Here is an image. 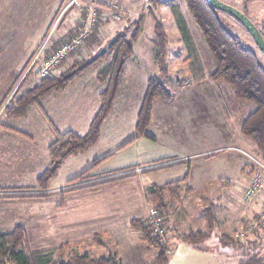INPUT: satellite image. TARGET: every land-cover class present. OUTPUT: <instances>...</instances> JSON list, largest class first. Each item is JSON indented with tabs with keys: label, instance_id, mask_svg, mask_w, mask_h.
<instances>
[{
	"label": "rangeland",
	"instance_id": "374dc122",
	"mask_svg": "<svg viewBox=\"0 0 264 264\" xmlns=\"http://www.w3.org/2000/svg\"><path fill=\"white\" fill-rule=\"evenodd\" d=\"M136 1L128 0V3ZM141 1L150 3V8L141 6L138 11L128 10L122 14L120 1L116 0H0V122H11L13 127L27 131L40 142L49 137L54 140L69 128L77 134L85 132L98 93L94 89L98 83L92 75L94 71H101L108 60L104 59L94 64L91 70L77 75L64 93L56 95L57 100L43 101L50 119L45 116V121L41 122L40 119L16 117L7 121L11 118L4 116L5 106L35 81L29 74L22 78L33 56L39 54V58H45L57 46L77 36L82 31L88 9L93 8L97 16L93 30H96V41H86L93 34L91 32L64 57L56 74L64 73L87 62L128 25L129 20L141 12L144 14L141 33L125 62L121 91L126 98L113 101L97 141L90 148L66 158L47 188L36 186L32 176L26 179V184L0 187V234L22 227L23 246L30 251L49 253L52 258L57 256L56 249L60 244L81 241L91 256L114 253L121 264H147L157 250L140 242L137 232L128 224L131 218L144 216L154 230L159 232L161 229L159 234L163 244L167 248L171 245L167 264H246L256 255L264 259V229L258 231V237L262 235V238L253 236L252 230L256 226L240 235L243 224H238V218L245 202L241 193L234 189L240 179L239 166L249 162L246 155L235 149L264 158L255 147L250 149L254 146L252 139L239 131L241 121L255 106L236 99L230 86L223 81L208 79V73L215 68L214 61L184 0L168 1L162 7L155 5L157 0ZM220 1L242 11L264 31V0ZM98 3L102 4L98 6ZM111 4L119 6L117 13L114 12L119 15L117 19L112 17ZM178 14L189 28L194 53L178 26ZM151 15L161 20L167 35L168 76L164 85L173 97L154 101L145 132L138 136L135 123L145 82L149 76L157 75L154 48L150 42L153 36ZM221 16L227 29L254 50L264 66L263 56L243 26L233 17ZM54 128L63 132H57L55 136L54 132L48 133ZM136 136L137 139L126 144ZM191 136L196 140H191ZM186 146L188 149H184ZM190 146L197 147L189 149ZM174 150L180 151L178 155L183 159L177 165L163 167L177 162L165 156ZM94 160H97L95 165ZM84 170L87 171L83 179L72 180ZM185 176L186 185L192 191L180 194L181 204L169 208L165 220L156 212L160 226L155 229L149 187L153 183L162 185ZM246 176L250 179L251 174ZM249 179L243 182L248 183ZM104 181L106 183H102ZM225 195L233 202L232 210L227 213ZM258 202L264 207L262 199ZM211 204L217 206L215 233L230 235L236 231L238 242L227 245V248L213 238L211 242L208 239L192 246L176 236L172 222L174 212V216L183 221L179 230L186 231L189 227L204 229L199 209ZM95 232L104 233L102 246L92 243ZM205 244L214 254L203 249Z\"/></svg>",
	"mask_w": 264,
	"mask_h": 264
},
{
	"label": "trees",
	"instance_id": "16d2710c",
	"mask_svg": "<svg viewBox=\"0 0 264 264\" xmlns=\"http://www.w3.org/2000/svg\"><path fill=\"white\" fill-rule=\"evenodd\" d=\"M184 2L191 19L203 38L206 49L214 61L215 68L208 73V79L223 81L230 86L236 99L254 104V109L241 121L239 131L241 134L250 137L256 148V152L264 156L263 64L259 61L256 52L244 45L240 38L230 32L224 25L221 15L225 14L230 16L229 14L211 7L205 0H184ZM99 5L101 4H98V6ZM118 9L119 6L115 11L113 10V12L117 13ZM151 17L153 21V36L151 41L154 46V61L157 75L153 74L149 76L145 82V89L135 123V130L138 136H142L145 132V128L150 120L154 101L159 98L170 100L173 97L164 85V81L168 76V68L166 65L168 50L167 35L161 20L154 15H151ZM143 19L144 14L141 12L135 19L129 20L128 25L123 27L113 39L111 38V40H108L107 44L103 46V52L99 50L91 59L80 64L77 68H72L73 70L70 69L64 73L60 72L59 74L30 82L28 88L20 92L9 106H5L4 116L6 118L22 117L28 106L32 103L39 102L51 92L65 91L70 82L82 71L104 59L108 60L107 64L97 74V79L102 85V89L98 95L99 105L86 131L83 134L65 131L49 143L47 146L48 164L36 177V186L43 189L47 188L66 158L90 148L99 138L100 130L108 118L113 101L119 92L124 64L127 58L132 54L133 43L141 33ZM176 19L183 37L189 41V49L194 50L190 45V33L185 19L181 14H178ZM95 31L90 37L86 38L87 42L96 41ZM260 32L264 38V31L260 30ZM194 51H192V53H194ZM199 66L201 67V63ZM0 127L26 135L24 132L16 130L1 122ZM138 136L131 138L126 144L131 143L137 139ZM235 151L244 154L240 148ZM96 162L97 160H94L93 165H95ZM179 163L180 162H176L163 167H170ZM246 167H248L247 173L251 174L253 170L249 162L246 164ZM87 170H84L80 175L72 178V180L83 179ZM186 178L185 176L162 185L153 183L149 187V201L151 203L153 202L154 210L158 212L164 220L166 219L169 208H175L181 204L182 200L180 194L182 192L188 194L192 191V188L186 185ZM102 183H106V181ZM216 210L217 206L213 204L204 207L202 215L206 221V228L190 229L187 232L179 234V237L193 246H198L202 242L208 240L215 233ZM256 216L257 213L253 217ZM246 222L247 219H244L242 222L243 226L246 225ZM128 224L130 229L137 232L140 242L157 250L156 255L151 261L147 262V264H167L169 261L168 255L171 253V245L167 248V246L163 244L162 235L159 234L160 231L154 230L153 226L144 216L133 217L128 221ZM263 229L264 220L260 221L256 228L252 230L253 233H251L258 239L260 238L258 237V231H262ZM215 235H217V233H215ZM235 235L236 231H233L230 235L220 234L215 238L227 247V245L239 241V239L235 238ZM104 238V233L95 232L92 235L91 241L96 246H102ZM24 242L25 237L22 227L18 226L11 232L1 233L0 264H121V261L114 253H108L97 257L89 255L86 252L85 244L81 241L64 242L60 244L56 249L57 256L55 258H52V255L49 253L27 250L23 246ZM249 259L251 260H247L246 264H264L263 256L256 255Z\"/></svg>",
	"mask_w": 264,
	"mask_h": 264
},
{
	"label": "crops",
	"instance_id": "0c3cea01",
	"mask_svg": "<svg viewBox=\"0 0 264 264\" xmlns=\"http://www.w3.org/2000/svg\"><path fill=\"white\" fill-rule=\"evenodd\" d=\"M116 1H120L119 4H120L121 10L123 12L122 14H124V12L127 13L128 10L134 12L137 9V11H138V9H140L141 6L144 8H150V3H146V2L142 3L141 0H137L136 2H131L130 4L128 3V0H116ZM157 1H158V4H155V5L161 6V7L164 6L165 4H167L168 1L172 2V0H166L165 2H163L164 0H157ZM92 2H94V1H92ZM94 3H97V2H94ZM102 3H105V2H102ZM102 3H98V4H102ZM151 39H152V37L150 38V42H151V45L153 46ZM153 48H154V46H153ZM194 50H191V51H194ZM132 52H133V50H132ZM153 55H154V50H153ZM200 63L198 62V66ZM124 67H125V64H124ZM88 69L91 70L92 66L87 68L86 70H88ZM99 71H94V74L92 75L93 79H95L98 83V84H96V87H94L95 90H98L97 91L98 93H96L97 95L95 96V98L93 100L94 104H95L93 114L95 113L96 109L98 108V105H99L98 94L102 89V85L99 82V80L97 79V73ZM123 74H124V70H123ZM122 86H123V77H122L121 86H120L118 95H116V97H115L116 101L118 100L119 97L126 98V95L122 94V91H121ZM99 87H100V89H99ZM64 92L65 91L55 92V93L51 92L48 95H46L45 97H43L39 102L32 103L31 105L28 106L24 116H22V117L25 119L29 118L33 121H37L39 119L41 122L45 121L43 119V117L46 116L48 118V116H47L48 113H47L46 108L44 107L43 101L45 99L51 100V101L57 100L58 98H56V95H60ZM5 97L6 96H3V99ZM124 98H123V100H124ZM115 99H114V101H115ZM13 119L14 118H11V119H8L7 121H13ZM48 119H50V118H48ZM10 123H6V125L14 128L16 130L22 131L26 135H23V134H20V133H17V132L11 131V130H7V129L0 127V187L1 188L4 187L5 185H9V184L18 185V186H20L22 184H26L25 183V182H27L26 179L31 178V176H32V178L36 179V177L46 168V166L48 164L47 146L53 140V139H50V137H49V139H46L45 141H41V142H40V140H34L33 136L28 134L27 131L13 127ZM89 123H90V121L88 122V125H89ZM88 125L86 126V124H85V126H86L85 131H86ZM64 128H69V127H64ZM66 131L75 132L71 128L67 129ZM51 132H54V136H55V134H57V132L62 133L63 131H61L60 128H54L53 131H51V130L48 131V133H51ZM218 133H216V134H218ZM219 137L221 139V137H222L221 133L219 134ZM191 140L195 141L196 139H195V137L191 136ZM220 142H223V140H221ZM194 143L196 144L197 141ZM240 143L246 144L245 142H240ZM234 145L244 147V145H239V144H234ZM196 147L197 146H190L189 149L196 148ZM254 147L255 146H251L250 149H254ZM184 149H188V147L186 146ZM178 153H180V151H178V150L169 151L168 154L165 156L170 158V160H176L177 162H180L183 158L179 157ZM34 168H36V170L38 168V171L34 172L33 171ZM247 171H248V167H246V165L239 166L240 179L234 185V189L236 191H238L239 193H241V197H242L243 186L247 184V183H244L243 181L249 179V177L246 176L248 174ZM258 197H260V199H261V194ZM260 199L259 200L255 199L256 201H252L249 204L245 202V205L241 208V211L239 213L240 217L238 218V224H241L244 221V219L251 218L252 216H254L257 213L260 206H259V202L258 203H256V202L260 201ZM232 203L233 202H231V200L228 198V196L225 195V212L226 213L228 211L232 210ZM203 208L204 207L200 208L199 212H200V216H202V221H204V226L206 228V221L202 215ZM174 213L172 214V222H173V225L175 226V233H176V236H178V238H180L179 234L187 232L190 229H195V228L189 227V229H187L186 231L185 230H179V224H181L183 221H182V219L179 218V216L175 217ZM191 224L193 225L194 223H191ZM197 226H199V225H197ZM198 229H200V228H198ZM259 237L262 238V235H259ZM213 238L215 239V233L213 236H211L209 238L210 239L209 242H211V240ZM215 244H217V243L214 242V245ZM206 246L207 245L205 244L203 246V249L213 253L212 251H210V249H207ZM173 254H175V253H172V255Z\"/></svg>",
	"mask_w": 264,
	"mask_h": 264
},
{
	"label": "built area",
	"instance_id": "2783aa9c",
	"mask_svg": "<svg viewBox=\"0 0 264 264\" xmlns=\"http://www.w3.org/2000/svg\"><path fill=\"white\" fill-rule=\"evenodd\" d=\"M111 8L115 11L118 6L116 4H112ZM112 17L117 19L119 18V15L114 13L112 14ZM85 19L86 20L83 22L82 31L78 33L77 36L57 46L45 58H39V54L34 55L27 64L22 78L29 74L28 76H31V78L39 80L55 75L57 71H59V66L62 62V59L69 53L73 52L74 49H76L77 46L83 41V39L93 32L97 20L96 11L93 10V8L88 9ZM231 148L235 149L234 147ZM242 152L248 157L249 163L253 170L249 182L243 186L242 200L247 203L251 202L253 199L255 200V197L260 196L262 193L263 196L261 199L264 202V158H257L249 155L247 152ZM151 216L154 228L158 225L160 226V219L157 216L155 210L151 211ZM262 220H264V207L260 206L257 216L247 219L246 225L243 226L240 235H243L246 231L252 230ZM158 230L161 231L160 228Z\"/></svg>",
	"mask_w": 264,
	"mask_h": 264
},
{
	"label": "water",
	"instance_id": "95a60500",
	"mask_svg": "<svg viewBox=\"0 0 264 264\" xmlns=\"http://www.w3.org/2000/svg\"><path fill=\"white\" fill-rule=\"evenodd\" d=\"M211 7L229 14L238 21L252 37L256 47L264 58V38L257 26L240 10L227 5L220 0H205ZM104 48L100 52H103Z\"/></svg>",
	"mask_w": 264,
	"mask_h": 264
},
{
	"label": "flooded vegetation",
	"instance_id": "af4514ba",
	"mask_svg": "<svg viewBox=\"0 0 264 264\" xmlns=\"http://www.w3.org/2000/svg\"><path fill=\"white\" fill-rule=\"evenodd\" d=\"M258 28V27H257ZM259 29V28H258ZM260 30V29H259ZM252 38V37H251Z\"/></svg>",
	"mask_w": 264,
	"mask_h": 264
}]
</instances>
